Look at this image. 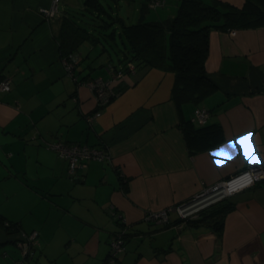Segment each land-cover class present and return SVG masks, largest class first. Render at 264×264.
<instances>
[{
    "label": "crops",
    "instance_id": "obj_1",
    "mask_svg": "<svg viewBox=\"0 0 264 264\" xmlns=\"http://www.w3.org/2000/svg\"><path fill=\"white\" fill-rule=\"evenodd\" d=\"M221 1L239 7L244 0ZM140 2L138 19L165 20L177 8L170 0L162 15L150 0ZM50 3L0 0V79L10 80V89L0 91V217L38 231L34 262L101 264L123 217L125 250L114 264H264V180L229 197L233 207L221 227L198 216L179 227L175 212L167 225L143 219L145 210L178 204L264 163V24L209 31L204 66L217 90L198 106L178 108L172 72L140 64L114 82L118 95L90 123L96 99L84 81L109 77L124 46L117 37L112 58L113 45L83 42L74 51L73 80L56 39L68 2L45 20L39 9ZM198 107L209 110L207 124L219 125L222 136L208 149L188 145L181 126ZM57 139L104 148L110 159L89 160L72 178L49 146ZM16 237L0 226L6 264L18 256ZM8 245L16 255L5 251Z\"/></svg>",
    "mask_w": 264,
    "mask_h": 264
},
{
    "label": "trees",
    "instance_id": "obj_2",
    "mask_svg": "<svg viewBox=\"0 0 264 264\" xmlns=\"http://www.w3.org/2000/svg\"><path fill=\"white\" fill-rule=\"evenodd\" d=\"M112 1L105 5L100 0H83L82 11L64 12L56 36L61 57L78 50L85 41L99 42L107 49L106 43L112 45L118 37L124 48L121 49L123 55L118 58L121 64L113 65L114 69L125 67L131 61L134 67L143 64L172 72L171 97L178 108L187 103L198 106L217 90L204 66L211 29L264 24V0H244L239 7L221 0H177L176 12L165 20L140 18L129 24L114 15L113 8L119 3ZM84 13H91L93 17L81 19L80 14L84 16ZM181 126L193 149H208L222 140L217 124L199 125L187 120ZM232 207L227 197L201 210L197 216L199 220L221 227L224 214ZM5 221L0 217V226L8 232L20 230L12 222L4 225Z\"/></svg>",
    "mask_w": 264,
    "mask_h": 264
},
{
    "label": "built area",
    "instance_id": "obj_3",
    "mask_svg": "<svg viewBox=\"0 0 264 264\" xmlns=\"http://www.w3.org/2000/svg\"><path fill=\"white\" fill-rule=\"evenodd\" d=\"M59 1L51 0L49 6H43L39 9L45 20L55 18L59 12ZM162 0H150V6L162 4ZM65 72L70 75L73 80H78L74 74L77 55L70 52L61 58ZM109 77L102 78L96 76L90 80L84 81L93 91L96 99V109L86 115V120L92 122L93 119L101 114L102 108L108 104L114 97L118 95V90L113 87L114 82L119 80L125 73L135 71L134 63L128 61L125 67L115 70L113 66H108ZM10 89L9 78L0 79V91H8ZM210 112L204 107H198L195 110L191 121L203 125L207 123ZM50 148L67 161V171L70 177L77 178L79 171L86 168L89 160L105 161L110 159L109 153L104 148L88 146L77 143H67L61 139L51 143ZM264 180V163H258L248 166L229 177L222 179L209 186H204L200 191L192 197L175 205H170L157 210H145L143 219L147 222H155L161 225L170 223V213L175 212L178 217V226L184 225L187 220L195 218L198 213L209 207L210 205L230 197L237 191ZM119 229L114 233L109 241L108 253L106 259L101 264H114L118 257L125 250L126 235L129 224L125 218L121 217L119 221ZM4 225H9L7 221ZM38 231L29 232L19 230L17 237L14 239V245L18 251V256L14 258L10 264H27L33 259L39 245Z\"/></svg>",
    "mask_w": 264,
    "mask_h": 264
},
{
    "label": "rangeland",
    "instance_id": "obj_4",
    "mask_svg": "<svg viewBox=\"0 0 264 264\" xmlns=\"http://www.w3.org/2000/svg\"><path fill=\"white\" fill-rule=\"evenodd\" d=\"M68 2V5H67V8L66 10L68 11H71V12H80L82 11V7H83V0H66ZM103 4H107L109 3L111 0H100ZM141 0H119V5L117 8H113V11H114V15H117L119 17H122V19L124 20V23L125 24H129V23H133L135 21H137L138 17H139V12H138V8L140 7V2ZM71 2V4H70ZM169 2L170 0H167V3H163L161 5H158L156 6L155 8V11L157 13H161L162 15H164L165 13H163V9H166V8H169ZM64 4V0H60L59 2V8L60 6H62ZM112 4V2H111ZM171 7V6H170ZM172 8V7H171ZM152 12L153 11H148L145 13V17L149 18V15L152 16ZM80 17L81 19L83 18H86V20H89L91 17H93V15L91 13H84V16L80 14ZM163 18V17H162ZM146 20V18H145ZM117 43V44H116ZM116 43L112 44L113 45V48L115 50H110V53L112 55V58L114 57L115 58V55H116V50H117V47L118 45L120 46L119 44V40L116 38ZM11 245H8L6 247V250L5 251H9L11 254H14L16 255V249L11 246ZM2 250L0 252V264H6V260H3L2 257H1V254H2ZM36 259V254L34 255L33 259L29 260L27 264H36L34 261Z\"/></svg>",
    "mask_w": 264,
    "mask_h": 264
},
{
    "label": "snow or ice",
    "instance_id": "obj_5",
    "mask_svg": "<svg viewBox=\"0 0 264 264\" xmlns=\"http://www.w3.org/2000/svg\"><path fill=\"white\" fill-rule=\"evenodd\" d=\"M236 143H238V141ZM228 147L229 148H233L234 147V144L233 143H230ZM221 151H226V149H222ZM218 154L219 153H213V155H218Z\"/></svg>",
    "mask_w": 264,
    "mask_h": 264
}]
</instances>
